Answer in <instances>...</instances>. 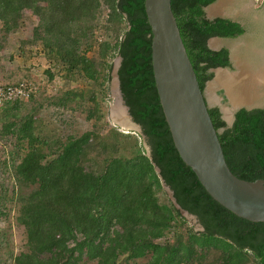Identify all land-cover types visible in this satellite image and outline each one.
Returning a JSON list of instances; mask_svg holds the SVG:
<instances>
[{
	"label": "trees",
	"instance_id": "obj_1",
	"mask_svg": "<svg viewBox=\"0 0 264 264\" xmlns=\"http://www.w3.org/2000/svg\"><path fill=\"white\" fill-rule=\"evenodd\" d=\"M215 1L171 0L202 91L213 77L211 69L230 67L228 50L213 51L207 41L245 32L229 19L205 18L204 8ZM29 12L38 23L30 40L16 41L22 62L33 55L31 45L40 43L51 64L47 82L56 77L65 82L46 103L64 109L75 103L70 109L86 113L90 131L44 136L46 126L36 125L34 113L44 106L48 85L28 69L1 66L3 48L17 37ZM0 25V81L10 86L32 75L38 83L28 103L0 106V218H13L21 229L17 254L0 236L4 259L12 264H264V223L238 218L215 202L174 147L155 88L144 0H0ZM118 57L120 91L140 134L106 122ZM81 81L88 83L85 88L69 87ZM208 113L230 171L245 181L264 180V109L238 110L231 127L217 107ZM165 186L200 230L175 208Z\"/></svg>",
	"mask_w": 264,
	"mask_h": 264
},
{
	"label": "water",
	"instance_id": "obj_2",
	"mask_svg": "<svg viewBox=\"0 0 264 264\" xmlns=\"http://www.w3.org/2000/svg\"><path fill=\"white\" fill-rule=\"evenodd\" d=\"M218 1L204 8L207 19L218 18L216 14L208 13V10L215 7ZM144 9L151 30V66L155 88L180 159L192 170L206 193L220 206L243 220L264 223V180L245 181L236 177L228 168L217 132L208 113L210 107L206 102L204 90L202 91L199 87L180 36L171 9V0H144ZM217 39L224 38L213 37L209 42H215ZM226 39L218 45L223 42L227 43L226 41L229 40ZM208 46L209 48L214 47L211 43ZM120 62L121 58L118 57L112 71L116 86L114 106L122 107L128 118L127 123L131 122L133 127L139 129L141 133L140 127L133 122L120 91L117 75ZM219 70L231 75H236L240 71L239 67H237V72H230L228 67L211 69L210 72L214 76L207 82V85L213 84L216 71ZM219 88H222L227 98L225 107L221 108L227 124H231L233 114L238 109L253 110L264 107L257 100L233 106L225 89ZM257 94L259 98L261 96L264 98V84H258ZM115 110L116 108L111 109L110 112L113 113ZM226 111L229 112V116H226ZM156 170L159 172L158 169ZM165 190L175 208L180 210L183 216H192L180 208L173 192L168 187L165 186Z\"/></svg>",
	"mask_w": 264,
	"mask_h": 264
},
{
	"label": "rangeland",
	"instance_id": "obj_3",
	"mask_svg": "<svg viewBox=\"0 0 264 264\" xmlns=\"http://www.w3.org/2000/svg\"><path fill=\"white\" fill-rule=\"evenodd\" d=\"M223 2H224V4H226L229 2V0H224ZM261 2H262V0H259V3H256V4L251 2L249 5L250 9H249V7H248V9L243 8L244 12L242 13V15L243 14H249L254 19L253 16L258 15V10H259V6H260ZM41 5L44 6V3L42 2ZM218 6H220V5H218ZM234 8L239 9L241 7H238V6L236 7V5H235ZM262 13L264 15V11ZM21 20H22L21 26H20V29L18 30V35H16L17 37L10 39V41L7 43L8 45L5 48H3L4 58L2 59L1 58L2 56H0V58L2 59V61H1L2 65L1 66L6 67L7 69H13L12 67H15V66L17 68H19L20 70L21 69L22 70L28 69V70H30L29 72L32 71L34 74H36L35 77H36L38 82L40 79V80H42V83H44L46 86L48 85L44 89V94H43V98H42V100L44 101V106L41 109H39L37 112L34 113L36 125H38V126L42 125L43 129L46 126L45 129L41 130L40 133H42L44 136H48L50 138V137H55V136H61L66 132H70L71 134L78 136V135H80L86 131H90L92 125L90 122H88L86 120V118H85L86 113L83 111L70 109V108H74L76 106L75 103H71L70 107L68 109L60 108V107H57L54 105H48V103H46V102L50 101V100H45L49 97L48 95H51L53 93L56 94V92L59 89L64 88L65 82H64L62 77H56L52 84L47 82L46 70L51 68V64L48 61V59L46 58V56L41 54V50H42L41 48L42 47H41L40 43H34L31 45V47H32L31 51H32L33 55L30 56V59L27 63L22 62V59L19 56L20 48H19L18 43L16 41L18 39H25V40L31 39L33 28L37 25L38 18L29 12L27 14H23ZM0 37H1V33H0ZM236 40H231V41L229 40L226 42L231 43V42H235ZM215 42L218 44L219 42H222V40L217 39ZM209 43L212 44L211 41ZM256 45H257V42H256ZM261 45L263 47L262 49H264V43H261ZM115 60H114V62H115ZM114 62H113V66H114ZM240 68H242V67H240ZM15 70H16V68H15ZM52 70H53V67H52ZM112 71H113V69H112ZM15 75H17V73ZM31 77H32V75H28V76H24L23 79H26L28 81H30L32 79V81H30V82L36 83L35 78H31ZM215 79H217V74L215 76ZM19 80H22V79H19ZM34 83H32V84H34ZM37 84L38 83L34 84L36 86V88H37ZM87 84H88L87 82L85 83L82 81L81 82H71L69 84V87L70 88L78 87L80 89H83L87 86ZM213 85H210V86H213ZM210 86L207 85L205 96L208 100L209 106H215L220 100L217 98V92L221 91L222 88H219V86L217 85L216 89L210 90ZM115 90H116L115 79L113 78L112 72H111V80L109 82V94H108V97L111 99V102H109L110 105L108 106V114H107L106 122H108L109 126L117 127L121 132L140 134V130L134 128L133 125L131 124V122L129 124V128H127V127L124 128L123 126H121L119 121H122V120H118L117 118H114V112L113 113L110 112L111 109L114 110V108L117 106V105L114 106V102L116 100ZM36 94H37V91H36ZM218 97L220 98L219 95H218ZM28 101H21V102L22 103H28ZM224 105H225L224 103H221L220 108L225 107ZM127 119L128 118L126 117L125 120L128 121ZM141 142H142L145 150L148 152L149 149L146 146V143L144 142V140L142 138H141ZM6 149H11V147H7ZM167 196L169 197V195H167ZM185 218L187 219V221L190 225L195 227L196 230L201 229L199 227V225L197 224L196 218H194L193 216H188ZM20 230L21 229H18L16 224L14 223L13 218H11V217H9L7 219L6 218L5 219L0 218V236L4 237L2 239V241L9 242L12 244L14 254H17L18 251L20 250V247H21L20 241H19ZM4 250L5 249H4V244H3L0 246V253H3ZM1 261L7 262L6 264H12L11 261L4 259L2 257V255L0 254V262ZM142 262H143V260H138V261L132 262L130 264H141ZM86 264H89V263H86Z\"/></svg>",
	"mask_w": 264,
	"mask_h": 264
},
{
	"label": "flooded vegetation",
	"instance_id": "obj_4",
	"mask_svg": "<svg viewBox=\"0 0 264 264\" xmlns=\"http://www.w3.org/2000/svg\"><path fill=\"white\" fill-rule=\"evenodd\" d=\"M232 1L234 2V6L236 5V7L238 6L244 9H247V6H249L251 2L255 4L259 3V0H232ZM263 2L264 1L262 0L259 7L262 6ZM205 9H204V15L206 18ZM242 13L240 15L241 16L240 20H237L236 22L239 23L241 27H243V29L245 30L244 34L235 38H229L230 41L237 39L235 42H231V43L223 42V44L220 43L221 45L220 44L216 45L213 48H209L208 46L210 40L209 39L207 41V46L209 49L213 51H219L223 48L228 50V58L230 62V67L228 68L230 69V72H235V71L237 72V67H239L240 70L241 64H243L244 67H248L249 69L257 72L264 65V49H262L263 47L261 45V43H264V19L261 18L253 19L249 14L242 15ZM206 87H207V83L205 84V88L203 91L204 95L206 92ZM218 95L220 96V98L218 97ZM217 98L220 99L219 102L217 103L218 105L216 104L215 106H209V107L210 108L217 107L221 114V119L226 123L227 127H231V125L234 123L235 120V114L239 109L236 110V112L233 114L232 117L233 119L231 124H227V122L223 118V114L220 108L221 103L225 104L227 102V98L224 96L223 90L217 92ZM257 101H259L258 103L261 104L262 107L264 106V98L262 96L259 99H257ZM206 102H208L207 98H206ZM256 109H264V107L256 108Z\"/></svg>",
	"mask_w": 264,
	"mask_h": 264
},
{
	"label": "bare ground",
	"instance_id": "obj_5",
	"mask_svg": "<svg viewBox=\"0 0 264 264\" xmlns=\"http://www.w3.org/2000/svg\"><path fill=\"white\" fill-rule=\"evenodd\" d=\"M221 0L218 1L220 5ZM220 8V7H219ZM213 9L218 10L216 7H212L208 10V13L214 14ZM213 46L218 45L216 42H212ZM243 64H241V67ZM247 66V65H246ZM241 74L239 75V73ZM217 79H214L213 86H210V90L216 89V86L223 87L229 97L230 103L233 106H237L242 103H251L259 98L257 94L258 84H264V65L257 71H253L248 67L240 68V71L236 75H231L229 73H224V71H216ZM114 118H117L120 125L124 128H129V124L125 120V113L122 107H115ZM114 108V109H115ZM226 116H229V112L226 111Z\"/></svg>",
	"mask_w": 264,
	"mask_h": 264
},
{
	"label": "built area",
	"instance_id": "obj_6",
	"mask_svg": "<svg viewBox=\"0 0 264 264\" xmlns=\"http://www.w3.org/2000/svg\"><path fill=\"white\" fill-rule=\"evenodd\" d=\"M37 88L27 80L18 81L16 84L5 86L0 81V106L9 101H27L36 94Z\"/></svg>",
	"mask_w": 264,
	"mask_h": 264
},
{
	"label": "crops",
	"instance_id": "obj_7",
	"mask_svg": "<svg viewBox=\"0 0 264 264\" xmlns=\"http://www.w3.org/2000/svg\"><path fill=\"white\" fill-rule=\"evenodd\" d=\"M224 0H221V4L220 6H218V2L216 3V9H213L212 11L214 12V14H216L218 16V18H226L233 21V22H236L237 20H240L241 18V13L244 12L243 8H239L238 10L234 8V2L232 0H230L228 3L224 4L223 2ZM264 1V0H263ZM220 7V8H219ZM250 9V6H247V9ZM211 10V9H210ZM264 11V2L262 4L261 7H259V10H258V15H254L253 17L256 19V18H261V19H264V15H263V12ZM261 16V17H260ZM241 74V72L239 73V75ZM255 102V101H254Z\"/></svg>",
	"mask_w": 264,
	"mask_h": 264
},
{
	"label": "clouds",
	"instance_id": "obj_8",
	"mask_svg": "<svg viewBox=\"0 0 264 264\" xmlns=\"http://www.w3.org/2000/svg\"><path fill=\"white\" fill-rule=\"evenodd\" d=\"M229 38H227L226 40H228ZM220 40H225V38L224 39H220ZM230 40V39H229ZM117 59V58H116ZM22 80H26V79H22ZM19 81H21V80H19ZM28 81V80H27ZM30 82V81H29ZM17 83V82H16ZM33 83V82H32ZM200 227V226H199Z\"/></svg>",
	"mask_w": 264,
	"mask_h": 264
}]
</instances>
